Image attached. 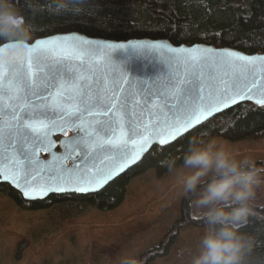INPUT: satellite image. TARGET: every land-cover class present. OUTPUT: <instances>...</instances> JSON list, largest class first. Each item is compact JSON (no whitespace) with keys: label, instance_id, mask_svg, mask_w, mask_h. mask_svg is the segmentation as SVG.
<instances>
[{"label":"water","instance_id":"obj_1","mask_svg":"<svg viewBox=\"0 0 264 264\" xmlns=\"http://www.w3.org/2000/svg\"><path fill=\"white\" fill-rule=\"evenodd\" d=\"M37 40L48 41V49L41 50L42 58L45 63H52L55 59L64 58L66 52H71L67 57V61L75 65H84L81 74L88 79L89 83H97L102 87L110 89L111 83L109 76L111 72L118 68L123 72L125 79L121 81L122 87L127 86L126 80H141L151 82L161 76H165L171 69L179 68L181 76L185 72V68L193 65H200L202 61L208 65H215L216 61L223 57L225 63L222 69H219L221 75L227 72L229 76H240L247 78L249 87H253L251 81L254 79L255 86L253 87L252 98L235 97V103L232 100H225L220 104H213L208 107L207 112L198 113L201 115L199 123L195 119L189 121L193 126L188 127V123L181 116L172 117L166 125H161L155 130L151 124L154 123L147 116L140 122L141 135L129 139L127 135V118L124 119L123 127H118L116 130L115 146L108 145L112 148L110 153L101 157L95 162V166H90L87 169L83 168L80 160L75 158L80 155L81 147L71 143L73 138L77 136L84 137L85 132L73 131L74 116L58 115L54 121H43L42 118H36L31 121L32 128H23V131L29 136L39 134L41 137H46L44 140L45 147L33 149L31 144L27 145L28 151L32 153V159L36 161L34 164H29L21 154L20 148V128L23 126V121L18 125L17 121L11 119L13 114L12 105H17L16 111L21 112L19 105L25 101L22 97L25 92L21 90L16 92L13 88L10 91L9 76L7 64H5V72L3 78H0V182L7 183L18 192L21 193L26 200H35L25 197L24 191H28L30 196H37L36 199H42L51 193H93L102 189L110 181L126 171L129 167L139 162L142 157L154 145L165 146L173 143L180 136L190 131L191 129L202 124L213 116L225 111L234 105L241 102L250 101L258 106L264 105L257 103L258 100H264V52L262 53H246L231 47H216L214 45L204 43H194L191 45L179 44L175 45L167 39H129L115 41L97 37H89L79 32L56 33L49 36L39 37L33 40V45ZM124 45V48L117 47ZM132 45L137 46L132 47ZM246 58V59H242ZM4 59V58H3ZM7 61L8 59H4ZM28 61L25 60V72L28 73ZM171 65V69H169ZM229 76H224L228 79ZM27 79L31 82L35 79V75L28 74ZM62 90V86L58 83L56 88L51 90L53 96L49 97V104L58 91ZM111 95V92L108 93ZM21 97L16 99L15 97ZM136 99L142 104L143 98L137 96ZM159 97H153L149 104L158 102ZM78 103V102H77ZM227 105V106H225ZM68 113L76 111L75 106H65ZM219 109L217 111L216 109ZM167 112V107L163 108ZM203 111V110H202ZM79 120H75L77 126L92 131L89 127L96 119H103L102 116L92 112H83ZM123 113H118L117 118ZM206 116L207 118H204ZM148 125V130H144V126ZM169 125H176L181 128H188L187 131H182L178 134L172 131ZM94 126V125H93ZM156 132L161 133L160 136L155 135ZM61 137L57 140L56 136ZM173 136L178 138L173 139ZM144 137H148L145 142ZM163 138L167 141L166 144H160L158 141ZM107 137L101 139L100 143L107 140ZM125 152L126 160H119L116 154ZM75 167L79 171L73 170ZM97 169H100L102 174L108 179L100 186L88 185L83 183L89 179H94ZM7 176L8 179H4ZM15 180L19 181L20 187L16 186ZM79 186L93 187L95 190L88 192H78L75 189ZM62 188L63 191H48L41 196L39 190L41 188Z\"/></svg>","mask_w":264,"mask_h":264},{"label":"trees","instance_id":"obj_2","mask_svg":"<svg viewBox=\"0 0 264 264\" xmlns=\"http://www.w3.org/2000/svg\"><path fill=\"white\" fill-rule=\"evenodd\" d=\"M16 6L33 27V40L56 33L79 32L89 37L124 41L167 39L175 45L204 43L231 47L246 53L264 52V0H87L79 14L49 12V0H16ZM38 10L34 11L33 9ZM208 133L229 141L264 137V105L241 102L206 120L165 146L154 145L142 159L93 193H51L45 198L26 200L7 183L0 193L24 209L44 210L66 206L75 213L88 207L110 210L125 198L130 180L148 170L157 177L166 173L159 161L168 155L180 156L191 137ZM260 164V163H259ZM189 200L182 201L184 221L189 218ZM241 231L253 238L252 252L245 264H264V207ZM180 219V220H181ZM174 234L167 236V244ZM142 254V264L158 255Z\"/></svg>","mask_w":264,"mask_h":264},{"label":"snow or ice","instance_id":"obj_3","mask_svg":"<svg viewBox=\"0 0 264 264\" xmlns=\"http://www.w3.org/2000/svg\"><path fill=\"white\" fill-rule=\"evenodd\" d=\"M48 41L37 40L35 44L27 51V53L9 58L5 61L0 58V78H3L5 72V64L9 76L10 91L14 88L16 92L23 90L25 95L22 99L25 101L19 105L23 112L16 111L17 105H12L13 114L11 119L17 121L18 125L23 121V126L20 128V151L24 155L25 160L29 164L36 163L32 159V153L27 149V145L31 144L33 149L45 147L44 140L46 137H41L39 134L29 136L23 131V128H32L31 121L36 118H42L43 121H54L58 115H71L75 120L80 119L83 112H92L102 116L103 119H96L89 127L91 132L82 126H77L73 120V131H84L85 136H77L73 138L71 143L81 147L80 155L75 159L80 160L84 169L90 166H95V162L107 153L112 151L108 145L115 146V136L118 127H123L124 119L127 118V135L129 139L141 135L140 122L147 116L154 123L151 124L153 130L161 125H166L170 118L181 116L188 127L193 125L189 121L195 119L197 123L201 120L203 112H207L208 107L213 104H220L225 100H232L235 103V97L252 98L253 87L255 86L254 79L251 81L253 87H249L247 78L240 76H229L225 71L223 75L218 71L222 69L225 60L220 57L215 65H208L202 61L200 65H193L185 68L183 76L179 72V68L171 69L167 75L161 76L156 80L149 82L141 80H126L127 86L122 87L121 81L125 79L123 72L118 68L114 69L109 80L111 83L110 89L102 87L97 83H89L81 72L84 65H75L67 61V57L71 52H66L64 58L55 59L52 63H45L42 58L41 50L48 49ZM119 48H124V45H118ZM132 47H137L132 45ZM246 59V58H242ZM264 60V58H261ZM27 60L29 72H25L24 63ZM28 74L35 75V79L31 82L26 78ZM224 76H229L226 80ZM62 86V90L58 91L49 104V97L53 96L51 90L57 87V84ZM109 91L111 95H109ZM141 96L143 103L141 104L136 97ZM153 97H159L158 102L149 107ZM16 99H21L17 96ZM78 102V103H77ZM257 103L264 104V100H258ZM75 106L76 111L68 113L65 106ZM227 106V105H225ZM167 107L168 111H163ZM203 110V111H202ZM219 111V109H216ZM118 113H123L117 118ZM201 113V115H198ZM204 118H207L204 116ZM94 125V126H93ZM148 125L144 126V130H148ZM170 130L182 134V131H187L188 128L169 125ZM35 132L36 129L32 128ZM155 135L160 136L161 133L156 132ZM107 137L103 143L101 139ZM178 138L173 136V139ZM148 137H144L145 142ZM160 144H166L167 141L161 138L158 141ZM119 160H126L127 154L119 152L116 154ZM76 170L74 160V169L67 170L69 172ZM4 179H8L7 176ZM108 179L103 175L100 169H97L94 179H89L83 183L88 185L100 186ZM17 187H20L19 181L14 179ZM78 192H88L95 190L93 187L79 186L75 189ZM48 191H63L62 188H41L39 192L45 195ZM25 197L36 199L37 196H30L28 191H24Z\"/></svg>","mask_w":264,"mask_h":264},{"label":"rangeland","instance_id":"obj_4","mask_svg":"<svg viewBox=\"0 0 264 264\" xmlns=\"http://www.w3.org/2000/svg\"><path fill=\"white\" fill-rule=\"evenodd\" d=\"M218 138L264 168V137ZM183 200L174 178L167 172L157 177L154 170L133 177L124 200L110 210L88 207L75 213L55 205L26 210L0 193V264H117L123 252L140 259L145 253L158 255L144 264H190L204 225L190 204L187 219L196 224L181 219ZM256 207H264V183L257 189ZM169 234L173 242L159 255Z\"/></svg>","mask_w":264,"mask_h":264},{"label":"clouds","instance_id":"obj_5","mask_svg":"<svg viewBox=\"0 0 264 264\" xmlns=\"http://www.w3.org/2000/svg\"><path fill=\"white\" fill-rule=\"evenodd\" d=\"M86 2L49 0L47 10L75 15ZM32 46L33 27L16 0H0V58L25 54ZM159 166L174 178L180 195L189 200L193 214L204 225L190 264H245L253 238L241 229L256 215L264 168L251 155L208 133L191 137L182 155H168ZM117 264H142V260L132 252H123Z\"/></svg>","mask_w":264,"mask_h":264},{"label":"flooded vegetation","instance_id":"obj_6","mask_svg":"<svg viewBox=\"0 0 264 264\" xmlns=\"http://www.w3.org/2000/svg\"><path fill=\"white\" fill-rule=\"evenodd\" d=\"M59 136V135H58ZM58 136H56V138L58 139ZM1 183H3V182H1Z\"/></svg>","mask_w":264,"mask_h":264}]
</instances>
